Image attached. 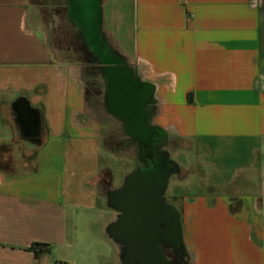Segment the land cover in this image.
<instances>
[{
    "label": "crops",
    "instance_id": "1",
    "mask_svg": "<svg viewBox=\"0 0 264 264\" xmlns=\"http://www.w3.org/2000/svg\"><path fill=\"white\" fill-rule=\"evenodd\" d=\"M98 1L103 48L152 88L146 122L168 146V181L188 169L174 151L248 147L247 163L224 189L170 203L166 187L164 201L180 214L181 264H264V0H132L124 12L120 0ZM29 7L0 0V264H129L111 236L119 213L91 219L102 212L104 145L84 66L61 58V32L48 39L30 23ZM63 7L52 6L55 18ZM68 7L72 29L82 31L69 0ZM131 9L129 55L122 22ZM98 73L102 109L128 121L109 105L102 64ZM80 222L87 231L101 224L100 240L78 242L70 226Z\"/></svg>",
    "mask_w": 264,
    "mask_h": 264
},
{
    "label": "water",
    "instance_id": "2",
    "mask_svg": "<svg viewBox=\"0 0 264 264\" xmlns=\"http://www.w3.org/2000/svg\"><path fill=\"white\" fill-rule=\"evenodd\" d=\"M69 4L104 66L109 80V105L126 117L131 136L142 144L156 143L160 137L153 136V129L146 122V106L151 102L152 88L148 84L139 85L131 68L124 66L118 55L107 53L103 48L99 37V1L69 0ZM22 110L26 114L29 108L22 104ZM157 132L164 136L162 130ZM172 173L168 162L156 169L145 165L129 175L124 184L108 196L109 206L120 215L111 236L126 247L129 264H169L162 245L175 252L184 251L180 214L163 199Z\"/></svg>",
    "mask_w": 264,
    "mask_h": 264
},
{
    "label": "rangeland",
    "instance_id": "3",
    "mask_svg": "<svg viewBox=\"0 0 264 264\" xmlns=\"http://www.w3.org/2000/svg\"><path fill=\"white\" fill-rule=\"evenodd\" d=\"M131 1L132 0H120L123 12L129 10ZM29 3V21L33 27L44 29L48 39H50L49 36H51L52 40L54 39L53 36L55 35V31H61V36L58 38L63 42V47L66 48L67 35H65V33L63 34V31H65V28L69 29L71 24L70 21H67V19L65 20L63 17L61 18V16L55 18L52 6H64V4L66 6L68 0H29ZM62 10L61 15L64 16V9ZM132 14L133 10L131 9L126 15L127 17L125 16L126 19H123L124 21L122 22L124 31L123 36L126 43L124 52L127 54L129 53V55L132 53L134 36V30L131 28L130 20ZM54 19H56V23ZM67 33L69 34V32ZM115 49L113 48V51H116ZM113 54L117 55L115 52H113ZM70 57H74L73 51L64 52L61 55L62 59L68 61L71 60ZM97 113V117L101 120L103 127L104 146L103 153L101 154V179H104V181H102L103 184L101 186L103 187H101L98 203L99 209H101L102 212L91 216V219L97 216H101V219H103L102 216H104L106 212H111L114 215L116 211L113 210L108 203V196L112 191L120 188L129 175L145 167V165L146 167H152L154 169L160 167L156 158L161 157L166 160L168 155V146L164 148V143H162V141L154 144V153L152 152L151 154L148 143L142 144L138 139L128 133V129H126L128 122L125 119L110 115L107 110L102 109V106ZM159 143L162 144L157 145ZM194 145L196 144H193V149L186 152L184 156L178 154V152L174 150V152L171 153V157L174 161L179 163L182 162L183 165H187L188 169L185 170L186 172L173 175L168 181L166 198L170 203L174 201L171 197L173 195L179 199L184 195L203 194V192L211 189V187L224 189L227 181H233L234 177L237 176V168L245 165L249 159L247 152L248 147L246 146L239 147V145L236 144L234 146H224L221 148L217 146V142H211L205 146L206 152H201V149L198 150ZM144 151H146V153H144ZM169 169H171V167H169ZM110 178H112V180ZM71 227L72 225L70 226L71 233L75 234L77 238L79 236L78 242H81L82 235H92L99 240L102 236L101 224L95 227L93 226L88 231L81 225V222L79 229Z\"/></svg>",
    "mask_w": 264,
    "mask_h": 264
},
{
    "label": "trees",
    "instance_id": "4",
    "mask_svg": "<svg viewBox=\"0 0 264 264\" xmlns=\"http://www.w3.org/2000/svg\"><path fill=\"white\" fill-rule=\"evenodd\" d=\"M63 8L65 13L64 16L61 15V18L63 17L65 20L67 19V21L71 22L68 3ZM70 27L69 29L65 28V31H63V34L67 35L66 48L63 47V42L60 39H58L57 45L63 52L73 51L74 57H70L71 60L69 61L78 62L84 66L82 78L85 83L86 102L92 111H98L101 108V83L98 81L100 62L98 57L91 51L83 32L78 28L73 30Z\"/></svg>",
    "mask_w": 264,
    "mask_h": 264
},
{
    "label": "flooded vegetation",
    "instance_id": "5",
    "mask_svg": "<svg viewBox=\"0 0 264 264\" xmlns=\"http://www.w3.org/2000/svg\"><path fill=\"white\" fill-rule=\"evenodd\" d=\"M154 137H158V134L157 133H154L153 134ZM149 145V149H150V152L152 154V152L154 153V149H153V146L152 144H148ZM144 153H146V151H144ZM153 157H155L154 155H152ZM157 161L159 162V166H162V165H165L166 162L165 161H161L159 160L158 158H156ZM169 164V167H171L170 170L172 169H175L173 167L172 164L168 163ZM162 250H163V254L164 256L166 257L167 261L169 264H181V261H182V258H181V255H182V252H175L174 250L170 249V248H167L165 245H162Z\"/></svg>",
    "mask_w": 264,
    "mask_h": 264
}]
</instances>
